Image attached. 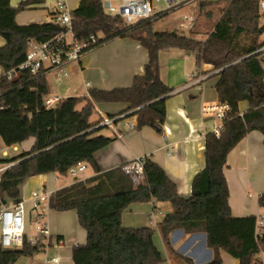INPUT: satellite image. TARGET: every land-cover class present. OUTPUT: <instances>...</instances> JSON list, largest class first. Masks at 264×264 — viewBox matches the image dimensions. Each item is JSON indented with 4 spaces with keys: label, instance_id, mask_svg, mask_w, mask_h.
I'll use <instances>...</instances> for the list:
<instances>
[{
    "label": "trees",
    "instance_id": "16d2710c",
    "mask_svg": "<svg viewBox=\"0 0 264 264\" xmlns=\"http://www.w3.org/2000/svg\"><path fill=\"white\" fill-rule=\"evenodd\" d=\"M43 0H24L17 6L0 0V69L10 70L24 62L28 42L46 41L61 30L51 21L19 24L16 15ZM220 17L213 23L204 40L177 31H154L156 19L141 20L125 26L124 19L106 15L101 0H80L70 11L72 28L80 40L100 34L98 46L115 38L137 41L147 50L148 59L141 76H134L131 86L102 90L92 88L88 96L61 97L51 108L43 107V97L50 94L47 74L32 76L27 71L0 94V138L5 146L21 144L29 138L34 143L28 152L12 157L22 159L12 165L0 179V201H19V186L30 176L55 172L68 176L70 168L83 163L94 173L54 191L49 207L55 211L75 210L78 223L86 231L84 243L72 248L74 264H162L163 256L154 244L156 232L167 252L176 260L191 264L178 256L170 244V234L182 229L187 234L202 232L213 249L209 264H222L220 250L239 264H261L264 233L256 234L255 215L234 217L228 205V187L223 174L226 156L236 142L251 131H260L264 143V64L260 53L253 52L263 42L264 23H260V0H223ZM206 3V2H205ZM205 3L198 4L200 7ZM97 46V47H98ZM96 48V47H95ZM179 48L194 54L197 67L209 65L218 70L215 85L219 102H227L229 113L219 134L210 132L204 139V167L193 175L189 195L177 193L175 183L163 167L142 158L143 178L135 184L124 165L101 171L96 153L112 141L101 133L102 117L92 102L128 103L137 115L135 129L149 126L162 133L165 104L172 91L159 76V53ZM240 101L247 102L245 112ZM112 116V115H111ZM168 203L170 212L162 216L156 228L124 227L122 212L132 203ZM264 212V190L257 199ZM41 240L35 244L25 239L20 248L0 245V264H15L21 257L31 258L42 250Z\"/></svg>",
    "mask_w": 264,
    "mask_h": 264
},
{
    "label": "crops",
    "instance_id": "0c3cea01",
    "mask_svg": "<svg viewBox=\"0 0 264 264\" xmlns=\"http://www.w3.org/2000/svg\"><path fill=\"white\" fill-rule=\"evenodd\" d=\"M21 1L24 0H9L13 6H17ZM58 1L43 0L41 3L33 4L19 12L15 19L22 25L50 21L58 9ZM60 1L65 2L69 11L74 10L80 3V0ZM191 8L193 7L188 10ZM195 34H197L195 31L191 33L197 38ZM3 43L4 40L0 41V46ZM112 43L114 44L108 46L102 44L94 48L89 56L81 57L79 64L71 65L75 66L74 72L77 74L70 75L65 85L74 84L78 78L75 91L79 90L71 96L86 95L92 88L107 91L125 88L132 85L134 76L143 74L148 59L147 50L137 41L125 37L115 38ZM173 49L159 53L160 79L172 89L165 104V117L168 119H165L162 125L163 132L158 134L149 126L128 130L126 124L136 125L137 115L133 114L134 110L129 109L126 102L93 101L94 109L102 119L111 115H124L115 126L104 127L101 130V133L113 139L96 153V160L101 171H106L112 167L125 165L128 161L149 156L152 161L163 167L166 175L175 183L178 194L189 195L193 175L205 165L203 156L205 136L215 132L220 125L214 116L201 112L202 106L219 102L215 90L219 79L218 70H212L208 64L197 67L192 52ZM163 58L166 60L164 64ZM211 76H215V80L210 81L208 78ZM53 77L58 79L56 76ZM49 89L50 94L68 96L61 95L62 92L58 93L50 83ZM238 107L240 112H245L247 102L240 101ZM28 141L30 144L23 152H28L34 138H29L25 142ZM83 174L85 177L94 175L89 167H86ZM223 174L227 181L231 214L234 217L260 215L263 211L258 208L257 199L264 190V143L260 131L249 132L229 150ZM73 180L74 178L70 182H61V177L53 172L27 178L19 186V199L24 202L26 218H31L33 212L30 199L32 191L49 189L54 192L70 186ZM8 203L12 202L0 201V207ZM154 210L162 213L157 215ZM167 212H170L168 203H132L122 212V225L127 228L146 225L156 228L157 223ZM45 215L51 231L47 252L40 251L43 253L42 259L33 258L35 254L31 258L21 257L15 264H74L71 258L72 248L86 240V231L78 223L75 210L55 211L49 208ZM55 240H59L60 244L57 245ZM154 244L163 256L162 264H188L170 256L158 232L154 236ZM170 244L178 256L189 259L191 264H209L212 261L213 249L208 247L205 233L187 234L178 228L170 234ZM53 256L57 257L56 262L47 261L48 257ZM220 257L222 264H239L238 259L232 258L223 250H220Z\"/></svg>",
    "mask_w": 264,
    "mask_h": 264
},
{
    "label": "built area",
    "instance_id": "2783aa9c",
    "mask_svg": "<svg viewBox=\"0 0 264 264\" xmlns=\"http://www.w3.org/2000/svg\"><path fill=\"white\" fill-rule=\"evenodd\" d=\"M103 12L107 15L120 17L124 19L125 26H132L139 23L141 20L156 19L162 17L164 14H170L179 9H189L194 7L204 0H101ZM58 9L51 17V22L59 25L61 30L58 35L42 42L29 41L27 54L24 62L10 68L8 71L0 69V94L3 93L12 83L18 81L24 72H28L32 76H38L52 73L56 77H67L70 73L72 64H79L81 57L93 48L97 47L99 41L102 39L100 34H91L87 39L80 40L77 33L73 31L72 19L70 11L68 10L64 1L57 2ZM259 12L264 15V0L259 2ZM194 22L193 14H184L178 22V27L185 34L189 32ZM264 53V39L260 46L253 52ZM79 66V65H78ZM88 96V92L86 94ZM59 96L55 94H48L43 97V107L51 108L60 102ZM4 104L0 105V110L3 109ZM230 106L227 102H217L212 105H205L201 107V112L204 115L211 114L219 122L218 129L215 134H219L222 129V123L229 113ZM133 112V111H132ZM122 116L104 117L99 126L113 127L116 123L123 119ZM128 130L135 129L136 125L133 123L126 124ZM9 149L17 150V144L5 146L1 149L3 156H7ZM22 159L10 160L0 158V179L12 165ZM86 165L78 163L76 167L70 168L68 175L72 178H78V173L83 172ZM125 173L129 174L135 184L140 183L143 178V163L142 159H134L128 161L123 166ZM85 182L86 177L78 178ZM86 186L92 190V185ZM53 192L49 189L42 191H32L30 195L32 204L31 216V231L33 234L29 235L25 232L26 215L24 202L19 200L17 202L8 203L0 207V245L3 248H20L26 239L27 242L35 244L41 240L42 250L47 252L51 231H49L46 222V211L50 208L49 201ZM155 211V210H154ZM162 212L155 211V214L160 215ZM154 223V222H153ZM155 224V223H154ZM256 234L258 236L264 233V212L256 218ZM56 244H60L59 240H55ZM261 264H264V252L259 254ZM56 262L57 257H48L47 261Z\"/></svg>",
    "mask_w": 264,
    "mask_h": 264
},
{
    "label": "rangeland",
    "instance_id": "374dc122",
    "mask_svg": "<svg viewBox=\"0 0 264 264\" xmlns=\"http://www.w3.org/2000/svg\"><path fill=\"white\" fill-rule=\"evenodd\" d=\"M206 2V3H205ZM200 3H205V6L200 7L198 4L196 6H194L193 8H191L190 10L188 9H179L176 11H173L172 13H170L168 16H165L159 20L156 21L153 30L156 31H177L178 33H183L182 30L179 29L178 27V19L180 21V19L182 18V16L184 14H193L194 16V22L192 27L189 29V32L186 34H190L193 33V31H195L197 34H195V36L198 39H205L207 36V33H209L211 30V27L213 25V23L220 17V9L221 7L225 4V1L223 0H204ZM199 3V4H200ZM260 23H264V15H261L260 18ZM261 39H264V34L261 36ZM0 41L2 42V38H0ZM114 42V39L107 41V43H104L106 46H108V44H114L112 43ZM94 49V48H93ZM92 49V50H93ZM92 50L87 52L86 54H84L82 56H89L92 53ZM173 50H177V49H173ZM172 50V51H173ZM260 59L262 61V63L264 64V53L260 54ZM165 58H163V64L165 63ZM73 70V72L71 71ZM75 71V66H72L70 69V73L68 77H59L54 78L52 73L47 74V79L49 81V83L53 86L54 90H58V93L62 92L61 95H65V96H71V95H75L77 92L75 91L76 88V84H78V78H76L74 84L72 85H65V82L69 80L70 75H75L77 74V72ZM215 76H211L210 78H208L210 81L215 80L214 79ZM61 87L65 88L64 90L61 89ZM60 88V89H59ZM83 92V91H81ZM67 96V97H68ZM165 119H168L167 117H165ZM30 144V142H25L23 144H17V150H13V149H9V153L7 156H3L2 154V148L4 147V144L0 138V158L2 159H12V157L19 155L23 152L24 149L28 148V145ZM84 172V171H83ZM83 172L78 173V178L80 177H85V175L83 174ZM53 173H55L53 171ZM58 176V175H57ZM59 177V176H58ZM72 180V177L70 175L66 176V177H61V182L65 181V182H70ZM31 218H26V225H25V232L29 235L33 234V232L31 231ZM33 258L36 259H42L43 258V253L39 252L36 253V256H34Z\"/></svg>",
    "mask_w": 264,
    "mask_h": 264
}]
</instances>
